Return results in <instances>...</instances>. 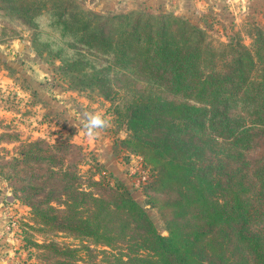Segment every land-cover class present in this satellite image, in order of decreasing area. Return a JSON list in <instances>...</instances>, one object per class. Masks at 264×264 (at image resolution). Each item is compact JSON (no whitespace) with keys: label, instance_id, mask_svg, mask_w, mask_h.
<instances>
[{"label":"trees","instance_id":"obj_1","mask_svg":"<svg viewBox=\"0 0 264 264\" xmlns=\"http://www.w3.org/2000/svg\"><path fill=\"white\" fill-rule=\"evenodd\" d=\"M24 5L14 11L33 21L47 16L42 35L62 43L59 69L71 81L106 98L118 89L134 94L126 106V142L155 166L156 189L178 195L164 237L99 161L83 179L78 146L64 142L50 158L25 154L22 161L60 166L29 173L40 181L31 198H43L27 206L42 229L24 228L44 235V243L30 244L47 251L46 264H79L82 250L104 254V264H264V152L247 158L264 140V33L257 31L252 48L236 50L217 73L207 69L205 32L185 19L151 11L103 16L81 11L75 0ZM219 140L228 155L235 145L234 170L210 155ZM69 159L76 163L61 167ZM217 192L223 201L214 198ZM57 234L81 244L59 248Z\"/></svg>","mask_w":264,"mask_h":264},{"label":"rangeland","instance_id":"obj_2","mask_svg":"<svg viewBox=\"0 0 264 264\" xmlns=\"http://www.w3.org/2000/svg\"><path fill=\"white\" fill-rule=\"evenodd\" d=\"M31 1L34 0H0V208L9 212L4 227L7 238L0 246L3 259L11 264H46L45 256L49 257L47 251L30 244H41L44 235L36 229L28 231L24 228L30 224L42 229V222L32 217L27 206V203L43 198H31L30 188L40 187V181L30 179L29 173L40 175L42 170L57 169L60 166L42 160L22 161V158L25 154L50 158L55 156L54 153L57 154V146L64 142L82 149L85 158L79 169L84 180L95 174L94 160L99 161L105 173L114 175L131 198L144 209L156 231L167 237V224L175 213L169 205L178 199V195L169 193L167 189H156L155 166L146 160L147 156L140 152L141 149L134 150L126 142L130 137L126 126V106L134 94L118 89L106 98L97 88L84 87L71 81L72 76L64 75L59 69L60 58L56 54L62 43L55 40V37L42 35V31L46 32L47 16L33 21L14 11V8L25 7L24 4ZM75 2L81 11L95 12L89 7L91 0ZM137 11L182 18L203 30L208 44L204 57L208 59L207 69L217 73L227 70L232 58L236 56V50L252 48L257 31L264 33L263 10L247 17L238 15L228 27L213 15H202L195 21L183 15L151 9L134 8L121 13ZM37 24L39 28H36ZM35 33L42 36L35 39ZM47 44H50L51 51L46 47ZM238 108L233 109L234 115ZM89 113L99 114L111 123V127L104 129L95 139L81 135L85 116ZM240 114L245 115L242 109L239 110ZM255 147L257 150L247 153V158L252 160L261 156L264 140H259ZM228 148L219 140L218 146H213L214 154L209 152L211 156L217 155L223 164L232 163L229 169L234 170L236 165H240V160H236L235 145L231 147L229 155L226 152ZM139 159L145 160L144 166L149 174L152 169L155 171L152 172L150 183L137 181L135 171ZM75 163L76 160L71 159L61 167L73 166ZM237 181L233 178L229 182L232 189L237 187ZM220 183L224 188L227 182L221 179ZM214 198L223 201L219 192ZM57 235L56 240L61 244L59 248L65 243L76 247L81 244L66 235ZM79 255V264H104L105 256L100 252L82 250Z\"/></svg>","mask_w":264,"mask_h":264},{"label":"crops","instance_id":"obj_3","mask_svg":"<svg viewBox=\"0 0 264 264\" xmlns=\"http://www.w3.org/2000/svg\"><path fill=\"white\" fill-rule=\"evenodd\" d=\"M89 7L101 14H116L134 8L151 9L155 12L183 15L195 21L202 15H213L228 27L238 15L247 17L264 11V0H91ZM0 195L2 197L1 193ZM8 213L0 208V246L7 238L4 227ZM2 253L0 248V264H9L10 261L3 259Z\"/></svg>","mask_w":264,"mask_h":264},{"label":"clouds","instance_id":"obj_4","mask_svg":"<svg viewBox=\"0 0 264 264\" xmlns=\"http://www.w3.org/2000/svg\"><path fill=\"white\" fill-rule=\"evenodd\" d=\"M111 127L110 120L99 114H86L85 123L81 135H87L90 139H95L104 130Z\"/></svg>","mask_w":264,"mask_h":264},{"label":"built area","instance_id":"obj_5","mask_svg":"<svg viewBox=\"0 0 264 264\" xmlns=\"http://www.w3.org/2000/svg\"><path fill=\"white\" fill-rule=\"evenodd\" d=\"M139 161H141L139 159ZM135 176L137 181H147L149 178V171L142 165V163H138V168L135 171ZM13 225V223H11Z\"/></svg>","mask_w":264,"mask_h":264}]
</instances>
